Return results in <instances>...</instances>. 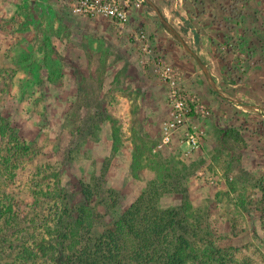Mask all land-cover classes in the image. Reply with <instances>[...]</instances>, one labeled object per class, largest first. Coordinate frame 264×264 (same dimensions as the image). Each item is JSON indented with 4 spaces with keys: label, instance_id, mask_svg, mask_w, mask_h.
Wrapping results in <instances>:
<instances>
[{
    "label": "rangeland",
    "instance_id": "374dc122",
    "mask_svg": "<svg viewBox=\"0 0 264 264\" xmlns=\"http://www.w3.org/2000/svg\"><path fill=\"white\" fill-rule=\"evenodd\" d=\"M75 1L0 0V264H68L150 182L171 187L163 207L181 205L186 191L191 220L212 231V244L193 242L206 264H216L217 248L235 264H264V0H156L188 27L201 66L146 3L121 25L74 15ZM149 22L189 65L173 64L156 45L140 48L139 30L152 42ZM160 56L212 109L191 156L159 147L169 110ZM140 70L154 83L147 101L158 104L146 124L121 105ZM122 242L127 255L133 239L122 231Z\"/></svg>",
    "mask_w": 264,
    "mask_h": 264
},
{
    "label": "trees",
    "instance_id": "16d2710c",
    "mask_svg": "<svg viewBox=\"0 0 264 264\" xmlns=\"http://www.w3.org/2000/svg\"><path fill=\"white\" fill-rule=\"evenodd\" d=\"M183 29L188 32V27L183 25ZM184 176L188 177L187 174ZM168 187L166 182L162 187L165 191H161L157 182H150L121 214L119 221L96 235L92 243L85 242L68 264H187L191 261L206 264L193 249V242L212 244L207 238L212 231L203 228L201 217L191 220L186 191L181 205L163 207L161 198L164 192H170L171 187ZM90 193L85 190L87 199ZM122 231L134 242L133 248L127 249V255ZM214 255L216 264H235L221 248H217Z\"/></svg>",
    "mask_w": 264,
    "mask_h": 264
},
{
    "label": "built area",
    "instance_id": "2783aa9c",
    "mask_svg": "<svg viewBox=\"0 0 264 264\" xmlns=\"http://www.w3.org/2000/svg\"><path fill=\"white\" fill-rule=\"evenodd\" d=\"M143 0H76L71 12L77 16H104L121 24L128 22L133 10H144ZM135 40L144 52H151V39L143 28L135 34ZM159 66L167 81L168 115L161 127L159 147L177 148L186 156H191L203 145L207 136V123L212 109L178 82L173 67L164 57L158 58ZM205 173V172H204ZM207 179L213 182L208 174Z\"/></svg>",
    "mask_w": 264,
    "mask_h": 264
},
{
    "label": "crops",
    "instance_id": "0c3cea01",
    "mask_svg": "<svg viewBox=\"0 0 264 264\" xmlns=\"http://www.w3.org/2000/svg\"><path fill=\"white\" fill-rule=\"evenodd\" d=\"M149 26H150L149 29L152 31L151 32L152 33L151 34V37H152L151 44L152 45L154 46L156 45V47H158V49L161 50V53H163L173 64L176 63L180 65L181 64L189 65V63L186 61L184 57V52L175 44L174 40L171 38V35L168 34L163 27H161L160 25L154 24L152 22L151 23L149 22ZM108 35L112 36V34H108ZM125 47L126 49H128L127 52L131 51L129 42L128 43L126 42ZM144 71L146 72V70H140V73L137 74L136 77L131 78L132 82L136 81L137 88H135V91H133L132 89L133 92L128 95L129 96L128 98L122 99L123 101L121 105L123 108L127 109V111L131 114V121L133 119L132 116L136 114V115L142 116L141 118L142 123L146 124L147 120H149V117L155 113V110L157 109L158 104H157L156 97H153L150 103L147 101L146 94L144 92L148 90L151 95L152 93H156V92L152 88L154 87V83H151V82L146 83L145 81H141V77H144L142 75ZM150 71L152 72V70H149V73H151ZM190 75L191 76L189 78L192 79L194 75L193 74H190ZM187 81H189V79ZM205 95L208 96L207 93H205ZM198 98L200 97L198 96ZM113 104L114 102L110 105L107 104V106H112ZM116 104L117 103H115L114 106H116ZM209 125H210V122L208 121L207 129ZM205 146H209V139H207Z\"/></svg>",
    "mask_w": 264,
    "mask_h": 264
},
{
    "label": "water",
    "instance_id": "95a60500",
    "mask_svg": "<svg viewBox=\"0 0 264 264\" xmlns=\"http://www.w3.org/2000/svg\"><path fill=\"white\" fill-rule=\"evenodd\" d=\"M149 7L151 13L166 27L168 28L173 36L195 57L199 66L203 64L202 57L199 53L198 48L188 34L168 15L164 14L157 4L156 0H143ZM210 85L218 90L220 93V88L210 82ZM224 94V93H223Z\"/></svg>",
    "mask_w": 264,
    "mask_h": 264
}]
</instances>
